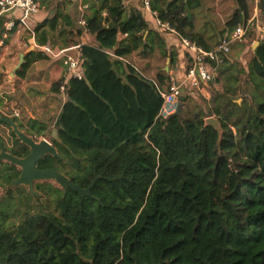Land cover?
<instances>
[{"label":"trees","instance_id":"trees-1","mask_svg":"<svg viewBox=\"0 0 264 264\" xmlns=\"http://www.w3.org/2000/svg\"><path fill=\"white\" fill-rule=\"evenodd\" d=\"M36 1L48 8L57 0ZM81 1L85 26L52 9L36 27L37 43L57 41L58 49L77 46L84 32L95 38L78 45L82 79L70 77L66 84L54 126L60 158L48 155L37 168L55 169L83 189L98 179L91 197L65 192L53 181L37 182L35 196L12 185L18 167L0 162V264H264V43L240 69L230 54H220L218 77L208 87L212 98L196 101L190 91L182 97L181 116L165 124L158 116L166 72L156 68L151 78L130 58L158 51L174 63L176 50L150 28L140 2L137 8L129 0ZM209 1L151 0V8L210 52L226 31L202 20L211 17ZM235 4L226 25L231 32L248 23L255 8L249 0ZM259 9L264 16V0ZM6 20L0 18V41ZM256 36L252 30L249 40ZM45 59L31 53L17 76ZM64 81L52 91L60 94ZM6 99L0 92V109ZM213 116L222 133L206 124ZM11 119L19 125V117ZM52 124L29 119L19 128L39 140L52 134ZM11 136V146L0 142L14 156L27 157L30 148L13 130Z\"/></svg>","mask_w":264,"mask_h":264},{"label":"built area","instance_id":"built-area-1","mask_svg":"<svg viewBox=\"0 0 264 264\" xmlns=\"http://www.w3.org/2000/svg\"><path fill=\"white\" fill-rule=\"evenodd\" d=\"M140 2L148 13L152 14L156 21L158 30L164 35H172L178 38L182 48L181 54L184 57L190 56L191 64L188 63L184 71V77L178 80L176 72L177 65L172 63L167 72V83L161 88L160 92L163 97V106L158 118L161 122L167 124L169 119L178 111L182 103V92L184 88L190 91H204L205 87L215 85L218 77V66L221 63L220 54L229 55L235 44H245L249 42V34L252 30L257 33L254 37L253 46H259L264 43V22L257 16L248 23L239 24L232 32L227 31L221 40L219 46L214 51H205L192 43L189 39L181 36L178 31L172 27L169 22H163L159 14L152 11L151 0H129L127 5L132 2ZM43 10L41 4L36 0H0V18L9 17L4 23L5 33L0 41V48H4L5 43L9 40L15 31L21 32L23 29L31 35V45L35 50L45 55L54 62H61L67 70L64 83L61 85L60 94L65 98L66 84L70 77L82 79L83 71L81 68V55H75L73 50L79 49V46L55 49L50 45H39L36 41L35 17ZM80 24L86 25L85 18L82 17ZM125 37V36H124ZM187 54V55H186ZM189 60V59H188ZM189 66V68H188ZM13 116L19 117V114ZM41 138L39 141L45 140ZM47 140V139H46Z\"/></svg>","mask_w":264,"mask_h":264},{"label":"crops","instance_id":"crops-1","mask_svg":"<svg viewBox=\"0 0 264 264\" xmlns=\"http://www.w3.org/2000/svg\"><path fill=\"white\" fill-rule=\"evenodd\" d=\"M71 1L76 2L77 9H78L77 17L74 16L73 13H71L70 11L71 5L69 1L57 0V1H54L50 7L48 8L43 7L42 12L39 15H37V17H35L34 24L38 25V23L45 20L50 14V11L52 9L61 10L62 12L67 13L71 16L73 21L80 23L81 18L82 17L85 18V15L88 14L87 8L82 3L81 0H71ZM225 1L226 0H213L211 3L214 6L219 7V4L223 2L226 3ZM249 1L251 3L253 2L252 4H255L254 13L250 20L254 19L257 16V18H259L261 21L264 22V16L262 15L261 10L259 9L260 0H249ZM129 6L140 8L138 2L136 1L130 3ZM141 11L144 13V16L147 19L150 28L154 31H159L156 26V21L154 17L152 16V14L144 10L143 6H142ZM10 18L12 17L11 16L7 17V20ZM107 18H108V15L105 13L104 20H106ZM18 33L19 32L17 31L12 33L9 40L5 43L4 48H0V92L3 94H5V92H10L11 94L15 96V101L7 98L4 102V106H6V108H11L13 110L12 115L19 114V119L23 123H25V121L23 120L26 117L28 119L39 120V121L53 119L52 128L55 129L54 126L62 112L63 103L60 109L56 106L55 102H53L54 97L56 96V93H54L50 88H49L50 90L47 93H43V94H41L37 90H42L41 86L45 84L46 77L50 85L60 82L63 78H66L67 70L65 66L63 65V63L54 62L47 58L45 60H39V61L34 62L32 66L29 68V70L27 71V74L24 78L18 77L17 72L24 66L23 65L20 69H17L18 65L20 64L21 54H24L22 52V48L24 47V45H26L27 41L31 43V40H30L31 35H29V38L27 39V41L25 38H23L22 41H20ZM147 35H148V32L145 33V37ZM162 35L166 40L167 48L176 50V52L178 53V58L176 59L174 63L178 67L176 76L178 80H181L184 77V71L187 68V65L189 63L188 59L190 56L188 55L187 57H184V55L181 54L182 48L180 46V42L178 41L177 37L172 36V35H164V34ZM122 39H124V36L119 35L118 40L120 41ZM78 40H79L78 45L95 42V38L93 36L88 35L87 32H84L83 35L79 37ZM58 46L60 47L62 46V44L58 43ZM257 47L254 46V50ZM34 52H37V51L35 50ZM73 53L75 55L80 54V48L73 50ZM27 57L25 59L26 62H27ZM16 59L17 60L19 59L18 63L16 62L17 61ZM130 59H131V63L135 64L137 67L144 70V73L147 76H148L147 72L152 71V70H154L153 72H155L156 66H154L155 62L152 60L151 54H149L147 57H143L139 54L134 53ZM117 60L126 61L122 58L117 59ZM170 61L171 60H168L167 65L164 68V71H166V74L169 71ZM44 62H48L49 67L43 72L44 74L43 76V74L40 71H37V68ZM156 75L157 74H155V76ZM149 77L154 78V74H151V76ZM203 92H205V93H202L203 96H206V94L209 93V88L206 86Z\"/></svg>","mask_w":264,"mask_h":264},{"label":"water","instance_id":"water-1","mask_svg":"<svg viewBox=\"0 0 264 264\" xmlns=\"http://www.w3.org/2000/svg\"><path fill=\"white\" fill-rule=\"evenodd\" d=\"M34 51L35 46H31L26 53L21 54L20 64L18 65L17 69H20L23 65H25L26 57ZM181 92L183 97L185 95V89L182 88ZM183 107L184 103L182 102L178 111L172 117L181 116ZM0 122L7 124L16 134L18 139L23 144L27 145L31 150L30 154L27 157L19 158L9 153L6 147L0 142V162H9L12 165L18 167L21 172L19 178L13 181V186L24 185L29 188V191L33 195L39 196V193L35 191V184L37 182L53 181L62 189H64L65 192H67V190L70 188L78 192L82 198L91 197L92 189L95 186L98 178H96L87 189H83L80 186L74 184L67 176L55 169H38L37 164L46 156L50 155L57 159L60 158L54 144L46 139L39 141L28 136L26 133L20 130L18 123L14 119L0 118ZM206 124L215 128L219 133L223 132L221 123L216 117L207 118ZM51 139L53 141H60L57 129H53Z\"/></svg>","mask_w":264,"mask_h":264},{"label":"rangeland","instance_id":"rangeland-1","mask_svg":"<svg viewBox=\"0 0 264 264\" xmlns=\"http://www.w3.org/2000/svg\"><path fill=\"white\" fill-rule=\"evenodd\" d=\"M66 1H69L70 5H71V7H70L71 13H73V15L77 17V15H78V11L77 10L78 9H77L76 2H73L71 0H66ZM225 2L226 3H224V2L223 3H220L219 4V7H217V6H214L209 1V4L208 5H209L210 10H212L211 17L210 18L209 17L203 18L202 20H205L206 21L208 19H211V20H213V22L215 24V25L213 24L214 26H216L219 30L225 29V31L227 32L228 30L226 28V25L229 22V20L231 19L234 11L236 10V4H235V1L234 0H226ZM253 5L255 6V4H253ZM199 20H201V19H199ZM199 20H198V23H200ZM202 23L203 22L201 21V24ZM18 34H19L20 41H22L23 38H25L26 41H27V39L29 38V35H30L24 29L20 33H18ZM253 40H254V38L251 41L249 40L248 43H245V44H235L233 46L232 51L230 53V57L232 59V63L238 64L237 65L238 66V69H240V66L239 65H241V64H242V66L247 67L248 62H249L250 57H251V54H252V51H254ZM86 42H87V40H86ZM31 46H32L31 43L27 41L26 45H24V47L22 48V52L25 53ZM52 47H54L55 49H58L59 46H58L57 41L55 42V44ZM152 60L155 62L154 63V66H156V68H159L161 71H163L164 68L167 65L168 60H170V58L165 59V58H163V57H161L159 55V52L158 51H155V53L152 54ZM18 61H19V59L16 62L18 63ZM171 64H172V61L169 62V67L171 66ZM48 67H49V63L48 62H44V63H42L37 68V71H40L43 74V72L46 69H48ZM153 71L154 70L149 71V72L146 71V72H147L148 76H151V74H154V77H155V74H157V72L156 71L153 72ZM43 76H44V74H43ZM242 77L244 78L245 77V74H243ZM53 85L54 84H52V85L49 84V82L47 81V77H46L45 84H43L41 86V89L44 92L42 90H37V91L40 92L41 94L47 93L50 89L52 90ZM216 89H218V85H216ZM189 92H190V90H186L185 91V95L188 94ZM192 93H193L192 96L193 97H196L195 100L196 101H199L200 100L199 97L203 96L202 93H205V92H203V91L202 92L201 91H194ZM4 95L8 99L15 101V96L13 94H11L10 92H5ZM212 96H213V94L211 93V91H209V93L206 94V96H203V97H206L208 100H210L212 98ZM64 100H65V98L62 97V95L58 93L54 97L53 102H55L56 106L60 109L62 103H64ZM242 102H243V99L242 98H239L237 100V103L238 104H241ZM12 111L13 110L11 108H6V106H4V104H3V106L0 109V115H3L6 118H12L13 115H14V114L12 115ZM213 117H215V116H213ZM18 121H19V125H21V123L26 125L28 123L29 119L27 117L24 118L23 121H25V123H23L22 121H20V119ZM11 131H12L11 128H9V127H7L5 125H0V137H2V139H4L5 145H7V146H11L12 145L13 138L11 136ZM24 131H25V129H24ZM51 135L49 134V135L44 136L42 138H46L48 141H50V142L53 143V140L50 139L51 138ZM4 188H5V186L0 185V196H2L4 194Z\"/></svg>","mask_w":264,"mask_h":264},{"label":"flooded vegetation","instance_id":"flooded-vegetation-1","mask_svg":"<svg viewBox=\"0 0 264 264\" xmlns=\"http://www.w3.org/2000/svg\"><path fill=\"white\" fill-rule=\"evenodd\" d=\"M51 139V138H50ZM20 170V169H19Z\"/></svg>","mask_w":264,"mask_h":264},{"label":"clouds","instance_id":"clouds-1","mask_svg":"<svg viewBox=\"0 0 264 264\" xmlns=\"http://www.w3.org/2000/svg\"><path fill=\"white\" fill-rule=\"evenodd\" d=\"M14 117V116H13Z\"/></svg>","mask_w":264,"mask_h":264}]
</instances>
